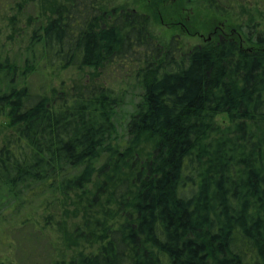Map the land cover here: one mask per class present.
Masks as SVG:
<instances>
[{
  "label": "trees",
  "instance_id": "obj_1",
  "mask_svg": "<svg viewBox=\"0 0 264 264\" xmlns=\"http://www.w3.org/2000/svg\"><path fill=\"white\" fill-rule=\"evenodd\" d=\"M252 6L262 15L241 4L245 25L184 50L159 44L139 11L52 3L33 57L135 62L142 93L122 136L125 89L35 92L34 59L0 57V224L13 237L0 264H264V28Z\"/></svg>",
  "mask_w": 264,
  "mask_h": 264
},
{
  "label": "rangeland",
  "instance_id": "obj_2",
  "mask_svg": "<svg viewBox=\"0 0 264 264\" xmlns=\"http://www.w3.org/2000/svg\"><path fill=\"white\" fill-rule=\"evenodd\" d=\"M67 1L0 0V57H8L23 66L25 58L34 59L35 69L27 75L26 83L35 92L42 93L46 90L48 92L52 87L63 85L65 88H69L73 85L85 86L88 84L125 89L126 100L118 109L116 116L119 132L124 136L128 116L134 110L142 93V88L136 78L138 63L127 60L122 65L114 62L99 69L89 67H85L83 70H77L74 67L61 69L57 65L55 67L48 66L39 55H36L35 58L32 55L34 49L35 53L38 52V48L37 45L31 43V38L34 32L48 19L52 3L62 4ZM257 1L261 5L262 15L254 9V6L251 8V12L256 17L254 20L262 22L264 28V0H176L173 3L170 0H100V5L104 9L133 7L138 11L149 13L151 16L149 30L157 42L162 46H167L175 36V40L180 42L182 48L189 50L195 45L204 43L205 38L216 27L223 25L224 30L227 31L229 29L237 30L240 25H245L249 20V15L243 11L241 4L252 3L253 5ZM218 4L219 7H217ZM173 22L188 24L189 34L179 31L174 27ZM178 34L180 38L177 37ZM2 140L3 137L0 136V144ZM9 225L7 223L0 224V258L8 256V247L13 238L7 229ZM14 237L17 238L16 232H14ZM20 240L24 248L36 249V245L31 242L26 232H23Z\"/></svg>",
  "mask_w": 264,
  "mask_h": 264
},
{
  "label": "flooded vegetation",
  "instance_id": "obj_3",
  "mask_svg": "<svg viewBox=\"0 0 264 264\" xmlns=\"http://www.w3.org/2000/svg\"><path fill=\"white\" fill-rule=\"evenodd\" d=\"M150 1V0H149ZM97 2L100 4V0H97ZM171 3L173 2H176V0H170ZM166 3V2H165ZM117 8V7H116ZM115 7L112 8V9H104L105 12H108V11H111L113 13H115V11H121V10H128V11H131V10H134V11H138V9L136 8H133V7H121L120 9H116ZM143 14H147L150 18V14L147 13V12H144V11H139ZM159 14H161V12H159ZM174 23V22H173ZM174 27H176L177 29H179V31L181 32H185V34H189L190 32V27L188 26V24H186L185 22H177V23H174ZM167 26V25H166ZM171 28V25L169 26ZM181 34V33H180ZM224 34H226V31L224 30V27L223 25L219 26V27H216L215 30H213V32L211 34L208 35L207 38H205L204 42H206L207 40H211L212 38H214L215 36L219 37V38H222V36H224ZM178 38H180V35L178 34L177 36ZM175 40V36H173L171 42H173ZM177 41V40H176ZM170 42V43H171ZM159 43V42H158ZM160 44V43H159ZM200 45V44H198ZM196 46V45H195ZM194 47V46H193Z\"/></svg>",
  "mask_w": 264,
  "mask_h": 264
}]
</instances>
